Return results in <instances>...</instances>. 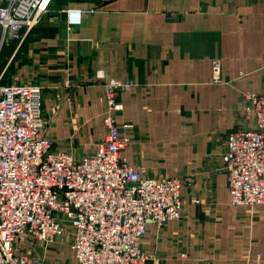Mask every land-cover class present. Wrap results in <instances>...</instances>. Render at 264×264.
<instances>
[{
    "label": "crops",
    "instance_id": "1",
    "mask_svg": "<svg viewBox=\"0 0 264 264\" xmlns=\"http://www.w3.org/2000/svg\"><path fill=\"white\" fill-rule=\"evenodd\" d=\"M67 7L87 10L71 31ZM6 44L1 72L43 87L45 134L76 158L107 133L104 84H137L117 95L116 123L132 124L122 156L144 175L182 180L181 217L148 224L140 241L155 264H264V204L230 203L222 160L227 133L244 124V93H264V0H61L20 45ZM70 238L21 248L74 264Z\"/></svg>",
    "mask_w": 264,
    "mask_h": 264
},
{
    "label": "built area",
    "instance_id": "2",
    "mask_svg": "<svg viewBox=\"0 0 264 264\" xmlns=\"http://www.w3.org/2000/svg\"><path fill=\"white\" fill-rule=\"evenodd\" d=\"M52 0H0V46L20 45L47 15ZM87 10L67 7L68 31ZM171 15L167 18L171 19ZM222 62L211 61L221 83ZM5 71V70H4ZM0 73V264L50 263L22 250L31 240L53 243L70 234L74 264H155L141 247L147 225L181 217L182 180L144 175L122 156L132 124L115 120L121 91L137 84L111 79L105 86L107 133L94 152L76 158L45 134L43 87L31 81L1 82ZM243 126L227 133L222 160L232 205L264 204V93H244ZM62 244V243H61Z\"/></svg>",
    "mask_w": 264,
    "mask_h": 264
},
{
    "label": "rangeland",
    "instance_id": "3",
    "mask_svg": "<svg viewBox=\"0 0 264 264\" xmlns=\"http://www.w3.org/2000/svg\"><path fill=\"white\" fill-rule=\"evenodd\" d=\"M56 0H53L51 5H50V8H49V12L48 13H53L54 12V8L56 7ZM47 13V15H48ZM46 15V16H47ZM10 47H7V44L4 43L3 45L0 46V73H1V70L3 67H5L6 63H7V58L6 57V54H7V50L9 49ZM10 65V64H9ZM1 82L5 83V82H13L12 79H11V73L7 72L3 75L2 79H1Z\"/></svg>",
    "mask_w": 264,
    "mask_h": 264
},
{
    "label": "trees",
    "instance_id": "4",
    "mask_svg": "<svg viewBox=\"0 0 264 264\" xmlns=\"http://www.w3.org/2000/svg\"><path fill=\"white\" fill-rule=\"evenodd\" d=\"M52 1H53V0H52ZM60 1H61V0H56V2H57V3H56V6L58 5V3H59ZM51 3H52V2H51ZM32 31H33V30H32ZM32 31H31V32H32ZM31 32H30V33H31ZM30 33H29V35H30ZM29 35H28V36H29ZM28 36H27V37H28ZM27 37H26V38H27ZM25 40H26V39H25Z\"/></svg>",
    "mask_w": 264,
    "mask_h": 264
}]
</instances>
